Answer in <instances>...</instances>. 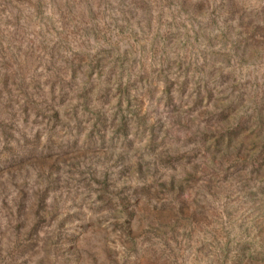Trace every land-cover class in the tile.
I'll return each mask as SVG.
<instances>
[{
  "label": "rangeland",
  "instance_id": "rangeland-1",
  "mask_svg": "<svg viewBox=\"0 0 264 264\" xmlns=\"http://www.w3.org/2000/svg\"><path fill=\"white\" fill-rule=\"evenodd\" d=\"M0 264H264V0H0Z\"/></svg>",
  "mask_w": 264,
  "mask_h": 264
}]
</instances>
